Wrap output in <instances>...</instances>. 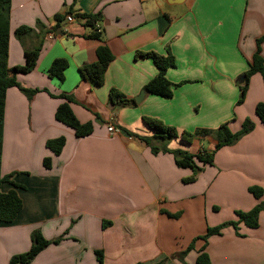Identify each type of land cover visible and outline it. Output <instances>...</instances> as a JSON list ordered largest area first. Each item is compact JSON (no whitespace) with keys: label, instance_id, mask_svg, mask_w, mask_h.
I'll list each match as a JSON object with an SVG mask.
<instances>
[{"label":"crops","instance_id":"crops-1","mask_svg":"<svg viewBox=\"0 0 264 264\" xmlns=\"http://www.w3.org/2000/svg\"><path fill=\"white\" fill-rule=\"evenodd\" d=\"M77 13L98 15V39ZM66 14L76 19L66 22ZM261 36L264 0H10L5 77L39 91L28 98L12 86L5 93L0 173L15 172L22 206L12 221L0 223V264L26 251L36 230L59 240L29 264H97L95 250L102 251L104 264H196L201 251L207 264H264V210L254 228L239 222L200 238L207 228L236 220L235 211L264 200V124L254 113L264 101L262 79L258 73L249 78L240 104L235 83ZM101 44L113 58L98 85L79 68L96 60ZM34 51V67L16 73L25 53ZM138 51L171 53L174 66L166 78L178 85L170 98L144 92L134 105L115 106L110 88L134 99L157 72ZM260 53L264 58V41ZM56 58L67 61L62 81L47 74ZM58 94L73 99L80 122H92L90 134L77 137L54 118ZM143 116L178 131H207L190 143L153 141L192 154L214 149L213 131L223 122L233 132L247 117L254 126L216 149L212 164L200 165L194 180L185 182L192 169L178 167L170 151L153 152L131 136L153 135ZM110 123L119 132L109 134ZM59 136L65 142L56 155L45 142ZM44 157L51 159L49 168ZM251 186L261 188L260 198L249 192ZM11 188L1 185L2 191Z\"/></svg>","mask_w":264,"mask_h":264},{"label":"trees","instance_id":"trees-1","mask_svg":"<svg viewBox=\"0 0 264 264\" xmlns=\"http://www.w3.org/2000/svg\"><path fill=\"white\" fill-rule=\"evenodd\" d=\"M9 7L10 0H0V157H1V146H2V129H3V114H4V98L6 90L9 87L15 86L19 88L28 98H31L34 93L39 91L38 88L27 89L22 87L15 78L7 79L5 77L6 68H7V59H8V39H9ZM76 16L83 20V24L87 27H93V22L98 19V15L77 13ZM55 20L59 22L62 19V16L56 14L54 16ZM99 20V19H98ZM22 29V28H19ZM91 37L98 39V34L92 33ZM264 41V36L256 39L255 51L248 62V69L244 72L245 79L243 83L238 84L240 89V94L236 100V104L242 103L245 97V93L248 87V80L252 74L258 73L262 79L263 93H264V58L260 53V44ZM96 60L92 63L83 65L79 68L80 73L83 76H89L94 82L98 85H101L104 81V73L109 62L112 60L113 55L104 44L98 45L95 50ZM136 56L150 57L154 62L157 72L153 78H151L147 83L142 87V90L145 93L157 95L163 98H170L172 96L173 88L178 84L170 82L166 78V70L169 67L174 66V59L171 53L167 51L166 55H159L155 52H141L138 51L135 53ZM38 52L34 51L31 53H25V63L22 66L15 67V72L17 73H27L29 72L35 64L37 59ZM67 67V61L63 58H56L50 63L47 74L49 77H56L59 81L63 79V72ZM45 90L46 89H42ZM57 98L61 99V102L57 105L54 118L63 123L64 125L73 129L74 134L77 137H82L90 134L92 132V122L85 121L80 122L74 115L70 103L74 102L72 98L65 94H58ZM108 97L110 101L115 106H128L134 105L135 100L126 97L123 93L118 91L115 88H110L108 91ZM254 113L257 118L264 124V101L256 103L254 107ZM142 121L151 128L154 132L152 136H138L131 134V136H136L146 144H148L153 152L158 150L170 151L174 156L175 164L181 168H190L193 170V173L190 177L183 179L185 182L193 181L195 174L200 170V165L212 164L213 156L216 149L224 145H229L237 140L242 135L248 133L252 130L254 123L251 118H245L241 127L237 131H231L228 123L223 122L218 125V127L213 131L214 137L216 139V144L212 150H202L195 154L189 153L181 149L169 150L164 143L157 146L153 143L154 140H166L168 138H178L185 143H190L194 136L199 133L207 132L205 130L200 131H178L175 127L164 124L161 120L143 116ZM65 139L63 136H59L53 139H48L45 142L46 147L53 153L59 154L62 146L64 145ZM42 164L49 168L51 164L50 157H44ZM15 173V172H14ZM13 172L2 175L0 173V223H8L14 219L17 212L20 210L22 203L21 199L18 196L15 188L22 187L19 184H16L12 180ZM9 183L13 188L8 189L7 191H2L1 185L3 183ZM254 197L260 198L262 196V190L260 187L251 186L248 188ZM264 210V200L258 202L255 206L247 211H235L236 220L226 221L217 226L207 228L206 233L200 238L206 240V238L213 234H218L220 230L227 226L232 225L236 227L237 223L242 222L245 226L249 228H254L258 225V215ZM109 224L108 221H103V226ZM59 239L47 240L44 239L41 234L36 230L33 231L30 235V246L26 251L14 254L8 259V264H29L32 259L40 252L43 248L46 247L50 242H57ZM192 244H190L187 249L183 252H186L190 249ZM202 249H200L201 251ZM95 258L97 264H104L103 254L101 250H95ZM208 257L206 253L200 252L196 259V264H207ZM135 264H163L162 261H155L151 263L137 262Z\"/></svg>","mask_w":264,"mask_h":264},{"label":"built area","instance_id":"built-area-1","mask_svg":"<svg viewBox=\"0 0 264 264\" xmlns=\"http://www.w3.org/2000/svg\"><path fill=\"white\" fill-rule=\"evenodd\" d=\"M74 19H76L72 14H66L65 15V21L66 22H71V21H73ZM91 28V31H93L94 33H100L101 32V27H100V24H99V20L97 19V20H95L94 22H93V27H90ZM61 31H64V26L61 28ZM52 35L50 34V37H51ZM107 131H108V133L109 134H113V133H117V132H119V129L118 128H116L114 125H113V123H110V124H108V126H107Z\"/></svg>","mask_w":264,"mask_h":264},{"label":"water","instance_id":"water-1","mask_svg":"<svg viewBox=\"0 0 264 264\" xmlns=\"http://www.w3.org/2000/svg\"><path fill=\"white\" fill-rule=\"evenodd\" d=\"M166 1L168 3H172V0H166ZM244 79H245V74L242 73L236 77L235 83L241 84V83H243ZM143 96H144V91L142 90V91H140V93L137 96L134 97L135 102H139Z\"/></svg>","mask_w":264,"mask_h":264},{"label":"rangeland","instance_id":"rangeland-1","mask_svg":"<svg viewBox=\"0 0 264 264\" xmlns=\"http://www.w3.org/2000/svg\"><path fill=\"white\" fill-rule=\"evenodd\" d=\"M252 75H255V74H252ZM252 75H251V76H252ZM251 76H250V77H251ZM250 77H249V78H250ZM260 79H261V78H260ZM242 102H243V101H242Z\"/></svg>","mask_w":264,"mask_h":264}]
</instances>
